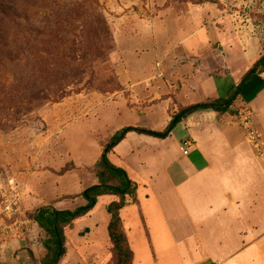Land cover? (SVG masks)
<instances>
[{
  "label": "rangeland",
  "instance_id": "obj_1",
  "mask_svg": "<svg viewBox=\"0 0 264 264\" xmlns=\"http://www.w3.org/2000/svg\"><path fill=\"white\" fill-rule=\"evenodd\" d=\"M263 53L264 0H0V264H38L43 234L31 220L32 213L45 205L79 207L83 198L77 191L86 175L94 176L99 153L116 131L127 126L163 130L180 106L176 95L196 86L189 82L196 71L221 78L211 98L228 96L231 85ZM259 83L250 82L240 98L243 103L250 97L249 102L254 101L252 121L262 134L256 126L264 113V88L258 92ZM208 93L200 84L196 92L181 94L179 101L188 106L206 101ZM241 101L238 98L236 110L247 109ZM200 125L203 131H198L193 147L201 143L204 152L227 151L221 136L210 139L204 131L207 125ZM145 138V143L131 137L120 142L110 160L124 170L128 166L131 178L134 170L150 178L163 203L168 200L163 193L169 190L164 184L166 169L179 179L177 168H190L192 157L182 155L185 130L178 125L165 140ZM239 142L252 167L247 180L232 158L222 167L233 174L236 187L226 191L239 203L226 207V212L241 220L226 219L225 235L213 228L214 221L202 217L194 223L169 220L157 235V242H167L155 248L142 215L126 211L121 223L132 264H194L187 251L196 249L198 237L203 247L196 251L206 258L204 264H262L264 159L243 137ZM135 149L142 169L129 153ZM202 181L197 179L194 184L199 186L188 189L182 200H210L211 190ZM55 186L69 191V196L59 198ZM14 193L19 200H6ZM111 199L100 198L92 220L79 218L66 232L70 264L114 263L106 230ZM9 202L16 203L13 209L7 208ZM192 206L200 216L210 213L206 206ZM93 221L98 227L87 235L86 227ZM241 230L246 237L238 236ZM259 231L263 235L257 237ZM190 235L191 244L186 242ZM251 239H257L260 255H251L253 263L236 260L244 246L234 248L241 241L250 246ZM225 246L232 250L231 262H213V257L228 254Z\"/></svg>",
  "mask_w": 264,
  "mask_h": 264
},
{
  "label": "crops",
  "instance_id": "obj_2",
  "mask_svg": "<svg viewBox=\"0 0 264 264\" xmlns=\"http://www.w3.org/2000/svg\"><path fill=\"white\" fill-rule=\"evenodd\" d=\"M256 60H253L252 62L249 63L244 73L252 66V64ZM244 73L242 74V76L244 75ZM219 79L221 78H215V77H211L208 75L204 77L202 75H199L198 71H196V74L193 75V80L189 81L190 83L192 82L196 84V86L192 88L190 87V89L187 88V90L186 89L184 90L183 88L181 89L179 94L176 95L177 103L180 105L179 107H187V106H182L180 104L179 96L183 93L196 92V89L199 88L200 84L204 86V90L209 91L208 93L209 97H207L206 101L217 99V98H211L210 92H211V89H214L215 87L214 83H216V81ZM261 80L264 81V73L261 75ZM235 85L236 84L231 85L232 87L228 91L229 94ZM249 85L250 83L248 84V86ZM247 87L245 88L241 96L245 97L244 94H245ZM262 88H264V83L260 81L257 91L259 92V90H261ZM240 97L239 99L241 101ZM250 99L251 97L247 99L246 103L245 102L243 103L242 101L241 102L247 107L246 110L250 111L251 117L253 119L254 112L252 111L250 107V103H253L254 101L249 102ZM206 101H202V102H206ZM241 110H244V109L238 108V110H236V103H235L231 108V111H232L231 114L217 115L216 113H213V112L195 113L187 117L186 119L182 120V122L178 124V125H182V127L185 130V138L183 139V142L190 143L189 154L187 156H184L183 154L182 155L184 157L191 156L192 161L190 162L189 170H187V166H184L183 168H180V169L177 168L180 173V177H181L179 179H175L174 177L175 174L172 175L169 169H166V171L163 174L164 184L169 188L170 191L168 190V192L163 193L164 197L168 198V200H161L163 203H160V200L158 198V196H162L161 191L160 192L158 191V194H159L158 195L157 192L152 189L150 178L146 179V177H142V174L139 173L137 170L133 171V172L135 171L136 172L133 173L132 176L134 177L131 178L129 176V171H126L127 169L129 170V167L128 166L126 167L125 171L129 179L135 182L137 185L136 202L121 209L119 212L120 218L123 217V214L126 211H132V212L137 211L138 214H141L144 222H146L148 225L149 232L151 234V240H152L151 244L153 247L157 248L158 244L163 246L167 242V240H164V239H162L163 240L162 243L157 242V235L158 233H160L159 229H161V226H165L169 220L174 221V220H181V219L185 220L186 219V221H190L194 223V221L199 220V217H202L201 219L205 218V221L206 220L214 221L215 225H213L214 226L213 228L219 227L223 235H225L227 232V227L225 226L226 219L230 221L234 219V221L236 222H239L241 220V217L239 215H235L233 217L232 214H228L226 212L227 210L226 207L232 208L233 205L238 206L239 203L237 202V200H230L229 194L231 193L226 191L227 187H230V188L236 187L235 183L234 182L232 183V179H231L233 174H231L230 171L226 172L225 168L223 169V167H225L224 164L227 162V160L232 158V160H234L235 162L234 168L239 171L242 170V175L245 176L246 180H247L248 173L252 170L251 164L249 163L250 161H249L247 152L239 148V143H240L239 140H242V137L244 138L243 132L240 129L238 120H237L238 113ZM257 122L258 123L256 126L262 132L264 136V113L262 115L261 122L259 121ZM201 123L207 125L204 131L209 133V135L211 136L210 137L208 135L210 139L216 138V135L218 134V137L221 136L225 140V143L227 146L225 149L227 151L223 152V151H219L218 149L208 148L204 152V151H201L202 150L201 143L200 145H197V147L196 146L193 147V144H196L194 143V140L196 139V135L199 134L198 131L199 130L203 131V128L200 129ZM210 123L212 124L211 126L209 125ZM141 128H144V127H141ZM196 128H197L196 132H191L190 129H196ZM208 136H206V139ZM130 137L134 138V140H137V141L139 139H142L144 143L148 141V139L145 138L147 136L136 135L134 133H128L123 141H125L127 138H130ZM113 150L108 155L109 161H111L110 160L111 155L114 154ZM101 153L102 152L99 153V157ZM129 153L131 156L134 155L137 157V162L139 165L137 168L142 169L143 161L141 159V155L138 149H135L131 152L129 151ZM231 162L233 163V161ZM112 164L115 165V163L113 162ZM203 169H206L207 171L205 172L203 171ZM259 170H261L260 173L263 172L261 167ZM63 177L64 176H59L58 178L62 180ZM85 179H86L85 185H81V183L79 184L81 185V188L77 191V194H76L78 198L80 197L79 195L84 189L97 184L96 178L91 174L86 175ZM139 179H141L140 182H138ZM197 179H202L203 180L202 184L205 185L206 188H209V190H211L212 196L210 197V200H182L183 196H185L186 194L187 196L189 195L187 192L188 189H192L194 187L199 186L198 184H194ZM59 188L60 187L55 186V190H54V193H57L59 198L69 196V191H66V190L59 191ZM141 188L143 189V192H141ZM103 197H110V196H103ZM110 198H112L111 200H114V197H110ZM226 198H228L229 200H226ZM80 201L81 202L79 203V206L84 205L85 201L84 200H80ZM192 204H195L197 206H200V205L206 206V208L209 209L210 213L207 212V214H204L206 216L204 215L200 216L198 213L192 210V207H193ZM165 205L166 207H163ZM180 206L182 207L181 212L179 210ZM57 210H68V209H66V207H63L62 209H57ZM93 211L94 209L91 212H89L86 216H84L83 218L92 220ZM217 212L224 213V214L219 215L217 214ZM217 218H220V219H217ZM221 219L224 221L223 223H219V220ZM217 221L218 223H216ZM97 223H98L97 221H93L91 226L86 227L87 235H91V233L93 234V232L95 231L94 229L98 227ZM106 224H108V221ZM211 232H213V230ZM238 234H239L238 235L239 237L247 236V233L245 230H241ZM262 235H263L262 231L257 232V237L258 236L260 237ZM191 236L192 235H190L189 237H187L188 239H186V242L189 244H191V240L193 241V237ZM256 240L257 239H251L250 246L248 247H245V244L243 243V241H241L239 245H237L234 248V249H239L244 246L243 250L240 251L239 255L235 256L236 260H244V261H248V263H253L251 260V257H252L251 255L253 253L260 255V253H258L257 244L254 243ZM196 241H197L196 249L191 248L190 252L187 251V253H189V255L191 256L193 255V258H190L191 259L190 261L193 262L194 264H204L206 261V258H204L203 256H200L198 252L196 251L199 249V247H203L202 240L198 237ZM170 242L173 243L174 245L177 244L171 238H170ZM177 245L179 247L180 244H177ZM222 245H226V242H223ZM67 246L68 245L66 243L67 254L65 258L60 262V264H70V262L68 261L70 252ZM184 246H187V245H184ZM226 249L227 247L225 248L224 252L227 251L228 254L225 257L217 255L213 257L212 261L214 262L216 260L223 259L222 260L223 262H231L233 258L230 257L229 254L232 252V250H230V248L229 250H226ZM260 261L262 262V264H264V257H260Z\"/></svg>",
  "mask_w": 264,
  "mask_h": 264
},
{
  "label": "trees",
  "instance_id": "obj_3",
  "mask_svg": "<svg viewBox=\"0 0 264 264\" xmlns=\"http://www.w3.org/2000/svg\"><path fill=\"white\" fill-rule=\"evenodd\" d=\"M216 3L217 0H204ZM264 73V53L244 73L239 82L224 98L199 102L187 107H177L170 114V120L161 131L147 128L127 126L116 131L104 145L99 160L94 167V177L97 184L84 189L80 197L84 205L72 210H57L51 205L37 208L31 215V220L43 234L42 248L38 264H60L67 254L66 232L73 228L75 220L86 216L96 206L103 196L114 197L107 206L109 215L107 235L112 248L113 264H132L133 253L129 247L122 228L119 212L124 207L136 202L137 185L131 181L122 168L113 165L108 158L112 150L122 142L128 133L143 135L157 140H165L182 120L195 113L213 112L217 115L231 114L232 106L237 102L248 84L253 80H261Z\"/></svg>",
  "mask_w": 264,
  "mask_h": 264
},
{
  "label": "built area",
  "instance_id": "obj_4",
  "mask_svg": "<svg viewBox=\"0 0 264 264\" xmlns=\"http://www.w3.org/2000/svg\"><path fill=\"white\" fill-rule=\"evenodd\" d=\"M238 124L244 135V141L256 154L257 157L264 159V140L262 134L255 128L252 121L251 113L249 110H241L238 113ZM186 148L183 150L182 154L187 156L189 154L190 143H184ZM6 200H19L18 195L14 193L13 196ZM9 202L7 208H12L16 205L14 203L12 206Z\"/></svg>",
  "mask_w": 264,
  "mask_h": 264
}]
</instances>
